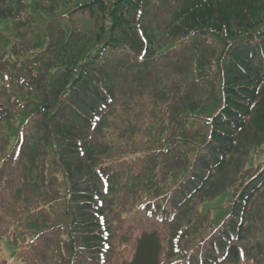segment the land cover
I'll use <instances>...</instances> for the list:
<instances>
[{
  "label": "trees",
  "instance_id": "1",
  "mask_svg": "<svg viewBox=\"0 0 264 264\" xmlns=\"http://www.w3.org/2000/svg\"><path fill=\"white\" fill-rule=\"evenodd\" d=\"M36 1L40 4L59 2L0 0V22L9 20L20 30L27 28L33 17L32 11L37 9L33 5ZM27 2H32L31 15ZM185 2L187 0H90L89 5L96 7L92 12L99 11L102 18L98 13L91 12V15L96 14L101 24L94 27L95 40L104 37L107 43L95 53H85L87 48L92 50L90 46L85 48L83 39L86 34L62 27L57 28L54 34L43 37L38 46L27 47L14 39L10 56L0 48V209L1 205L10 210L14 208L10 201L3 202V195H8L5 190L12 188L14 172L18 174L13 184L18 185V195L26 188L35 191L13 210L19 212L16 217L11 215L8 218L0 214V251L3 242L10 244L17 249L20 264L105 262L101 259L104 255L101 248L92 247L108 245L102 216L98 221L91 217V224H100L101 232L105 233L94 234V240L85 243L80 238V232L73 230L71 234L66 231L69 228L56 221L68 218L70 206L86 205L80 201L72 203L70 200L74 197L89 196L94 199L90 193L97 189L102 195L108 194L111 183L117 181L113 175L101 174V170L105 166L114 169V162L120 153L116 151L118 157L105 158L107 153L96 152L101 162L98 163L91 155L94 150L90 152L92 143L89 142L99 138L95 132L102 129L104 120L115 117V112L125 105V114L146 111L144 114L151 120L146 122V132L152 134L155 142L164 141V144H159L162 147H148L133 159L142 161L140 157L145 156L156 160L170 155V159L176 161L172 172H162L167 174L166 184L152 190L142 178H138V185L134 183V188L140 187L144 191L142 194L147 193L145 203L136 206L139 215L154 216L158 220L159 214L163 221L156 224L169 223L175 236L170 238V250L162 254L160 232L144 226L134 228L133 232H142L138 235L134 233V243L147 244L150 248L151 260L148 264H161L165 260L166 264H209L212 259L217 262L223 261V258L238 264H264V231H259L262 238L255 239L257 242H249L253 246L249 252L237 246L243 238L240 234L246 227L245 213L253 199L255 186L250 187L249 192L252 193H241L239 215L230 213L237 197L230 207L222 201L219 211L226 215L217 228L210 225L212 212L208 215L207 211L204 214L201 211V207L204 209L209 203L207 200L197 203L196 209L204 217L201 219L199 216L194 227L187 228L185 236L188 241L183 242L182 247L179 248L182 233L175 235L177 230L173 232L175 217L181 212H187L189 217L192 200L195 196L198 199L206 189L207 179H203L212 172L224 170L222 161L236 149L237 136L246 128L247 119L257 117L251 122V126H256V121L262 117L261 109L264 110V0H189L186 5ZM53 5H49L51 10L41 9L42 13L58 9ZM153 5L154 12L159 10L158 7L166 12L162 23L156 20L160 26L167 19L172 23L182 19V28L188 30L170 32L168 35L173 45L166 49L164 58L160 56L159 59L150 55L151 44L143 31V28H148L145 25L141 28L135 22L142 20L145 7L149 13ZM122 14L130 19L123 18ZM105 18L109 23V36L103 29ZM120 24L133 27L138 37L134 40L135 34L118 28ZM137 41L139 45H133ZM125 42L132 44L128 46ZM45 44L46 49L40 51ZM181 52L183 56L178 57L177 53ZM153 60H159L158 65L163 61L160 73H153L156 77L149 73L155 65L149 67ZM172 74L174 77L170 79ZM144 82L149 83L148 88L151 87L150 92L154 91L155 96L147 98L149 106L144 101L143 105L136 107L127 97ZM187 85L193 90L185 95ZM69 88H73L70 95ZM82 91L91 97H84ZM174 102L179 107L174 112V130L165 138L162 127L170 118L169 110ZM213 106H217L215 111L206 116V109ZM160 118H164V122ZM150 126L159 129L153 131ZM61 137H71L75 140L73 146L79 147L75 150L80 152V156L71 165L67 155L64 152L60 154L56 149L55 144ZM99 141L102 142L101 136ZM52 167L56 170L55 174ZM132 172V175L138 174ZM72 174L82 186L95 179L91 183L95 188L84 187L82 191L72 192L76 185L73 184ZM142 176L145 178V175ZM64 179L71 188H64ZM99 192L94 197L102 196ZM208 195L214 193L209 192L204 197ZM91 202L90 205L95 207L99 205ZM200 223L205 228L208 224L210 229L205 230L208 236L203 234ZM128 239L132 241L130 236ZM254 243L257 245L254 246ZM95 249L97 251L93 252ZM253 250H257L255 255L250 253ZM0 264L10 263L0 258Z\"/></svg>",
  "mask_w": 264,
  "mask_h": 264
},
{
  "label": "rangeland",
  "instance_id": "2",
  "mask_svg": "<svg viewBox=\"0 0 264 264\" xmlns=\"http://www.w3.org/2000/svg\"><path fill=\"white\" fill-rule=\"evenodd\" d=\"M89 1L90 0H59L57 4L53 3L52 1L40 4L38 1H36L33 2V5H36V11H32L33 9L30 5L32 4V2H27V5L30 7V9H28L30 15L31 11L33 12V17L30 24L27 28L20 30L18 26L11 25V22L9 20L1 21L0 48H3V51L5 50V54L10 56L9 50L11 45L13 44L14 39L20 40L21 44L23 43L27 45V47H33L36 45L38 46L40 45L43 37H45L47 34H54L57 28L62 27L63 29L67 30L75 29L82 31V33L86 34L88 37H84L85 40L83 39V42H85V48H87V46H90L92 48L91 51L87 48V51H85V53L89 54L97 52L99 49L107 46V43L106 40H103L104 37H101L97 41L95 40L93 31L96 29L94 27H100L101 24L99 23V19L97 18L96 14L91 15L92 10L96 9V7H91L89 5ZM104 1L111 2L114 0ZM188 1L189 0H187V2ZM187 2H185V5ZM50 4H54L53 6H56L58 9L50 13L48 11L45 12V14L42 13L41 9L44 10L47 8L48 10H51L49 7ZM42 5L45 8H41ZM51 8L53 9V7ZM150 8L152 9V11H150L149 13L146 7L144 8V13L140 22L138 20H135V16L133 17L136 24H138L139 26L141 25V28L144 25L148 28V30H144L143 28V31L151 44V54L149 53L151 57L159 59V57L161 56V58H164L166 49L173 45L171 36L168 34L170 32H175L178 29L179 32H187L188 30L186 28H182V19L174 23H172V21L170 22L167 19V21H165L164 24L160 26V23L163 22L164 14L166 15V12L163 10V8L160 9L159 7L157 8L159 10H156V12H154L155 5H153L152 7L150 6ZM95 12L98 13L99 17L101 18L100 12L97 10H95ZM95 12L93 11L92 14ZM125 16L128 18V15L122 14L123 18H126ZM104 20L105 22L103 23V29L106 33V36H109V23L106 18ZM156 20H158L160 23ZM118 28L122 29L123 31L126 30L127 33L131 32L135 34L133 37L134 40L138 37V32L133 29V27H127L124 24H120ZM98 30L101 32V29ZM125 43H127L128 46L129 44H132L130 42ZM133 45L138 46L139 42L137 41L133 43ZM46 47L47 44H45V47L41 48L40 51H44ZM77 47H79V45H77ZM177 54L178 57L183 56L182 52ZM159 63V60H155L154 62L151 61V65L149 66L151 67L153 64H155L149 69V73L154 77L157 76L153 75L155 71L160 73V66L163 65V61L160 65H158ZM73 77H75V75H73ZM173 77L174 74L170 76V79ZM140 86L146 87L147 89H142ZM140 86L138 89H133L132 95L130 94L127 97L131 98L130 102H133L134 106L136 107H138L139 105H143L144 101H146L147 103V98H154L155 96L154 91L151 90L150 92L151 87L148 88V82H144L143 84H140ZM121 89L125 90L124 86H121ZM192 90L193 89L187 85L185 95L192 92ZM69 91L70 95L71 92H73V88H69ZM82 92L84 97H91V95H89V97L86 96L84 91ZM182 92L184 91H181V93ZM158 98H160L159 95ZM176 103H173V108L169 110L170 118L166 123L163 124L162 127L165 130V138H167L169 133L174 130L173 121L176 117L175 113L179 110L178 104ZM149 104L150 103L148 102L147 105L149 106ZM164 106L165 105L160 106V108L162 109ZM124 108L125 105H123L121 109H118L114 114L115 117H112L111 119L106 118L104 120L102 129L95 132L96 136H99V138L89 142L92 143V145H90V152H93L94 150L91 155H93L94 160L98 161V163L101 162L100 157L96 152L104 151L103 153H107L105 158L118 157L116 156L115 152L117 151L118 153H120L119 158L114 162V169L110 170L109 166H105L102 167V173L100 172L104 176H106L107 174L109 175V177L113 175L117 181L111 183L108 194L102 195L98 191L102 196L94 197L96 193H98L97 189L96 191L90 193L91 195H93L92 197L94 199H91V197L89 196L86 198L74 197L73 199H71L70 201H72V203L74 201H80V203H86V205L81 204V206H70L69 210L71 211L67 215L68 218H63L62 220H58L56 222H60L59 224H62L65 228H69L66 231L69 233L71 232V234L74 233L73 230H76V232L78 233L80 232V238L82 239V242L85 243L93 241L94 234L105 233L101 232L99 227L100 224H96V226H92L93 224H91V217L98 221V219H100L102 216V218H104L103 223L105 224L107 232L105 239L106 242H108V245L103 244L101 246L100 244H98L92 247L101 248V251H103L104 255L101 256V259L105 260L106 262H104L103 264H130L132 261H134L133 264H148V262L151 260V258H149L150 248L147 246V244L143 245L137 244V242L134 243V233H136L137 235L139 233H142L133 232L134 228L136 226H144L150 228V230H155L158 233L160 232L159 241L162 247V254H166L170 250V238H175V236H173L172 234V227L169 223L162 224L161 226L160 224H156L159 221H163V218L159 216V214H157V216L159 217L158 220L154 219V216L153 218H151L149 216L146 217L145 214L139 215L140 212L137 210L136 206L145 203L146 200L144 196H146L147 193L145 195L142 194L144 191H142L143 189H141L140 187L134 188V183L137 182L138 185V178H142L143 182L146 183V186L151 189L166 184L168 182L166 178L168 177L166 176L167 174L164 175L162 172H172V166L176 165V161L170 159V155L166 157L161 156L156 160L146 158L145 156L140 157L142 161H137L136 158L133 159L136 154H140L142 150L148 147H162L164 141L157 140L155 142L152 138V134H150L149 131L146 132V122L149 120L150 123L151 121L150 118H148L147 115L144 114L146 113V111H134L132 112V114L129 111V114H125ZM216 108L217 106L207 108L205 113L206 116H211L210 114L214 112ZM120 110H122L123 112H119ZM255 110L253 112H255ZM164 113L165 111L163 110V114ZM260 114H262V117L256 121V126H251V122H254L257 117L252 116L251 119H247L246 128L237 136L238 144L236 145V149L222 161L224 170L221 172H212L210 176H206L203 179V181L207 179L205 185L206 189L201 193L200 196H198V199L195 196V199L192 200L191 204L189 205V211L191 210L189 213L190 216L188 217L187 212H181L177 218L175 217L173 232L177 230L175 232V235H179L178 232L182 233L179 238V248L182 247L183 242L188 241L185 236L187 228H189L190 230L191 227H194L195 220H197L196 218H198L199 216L202 217L201 219H203L204 217L202 216V214L198 213L199 209H196V206H198V202H206L208 200L209 203L207 202L208 204L204 209L203 207H201V211L203 214L205 213V211H207L208 215L210 212H212V220H210V225L211 228L215 229L221 224V222H223V219L226 215L225 214L223 216L219 211L223 206L222 203L225 201V205L230 207L237 197L235 206L230 211V213L232 212L235 215H239L240 205L238 201L241 197V193H252L253 191L249 192V190L251 189L250 187L252 186H255V188L253 189V199L247 206V210L245 213L246 227L240 234V236H242L243 238L242 241L240 240L237 243V246L242 248L247 253L253 247L251 244H249V242L253 240L254 242H257L255 239L262 238V235L261 233H259V231H264V110L261 109ZM124 117L126 118L123 119ZM103 119L104 118H102V120ZM114 119L118 122H115ZM160 119V121L164 122V118ZM142 120L145 123L142 122ZM134 122H136L137 124ZM154 122L155 121L152 122V125L154 124ZM101 125L102 121L100 123V127ZM141 127H144L145 129ZM151 128L153 131L159 129L154 127ZM100 136L102 142L99 141ZM163 138L164 137H160L159 139ZM73 141L75 142V140H73L71 137H69V139L61 137L58 138V141L55 144L56 149L60 152V154L64 152L67 155L70 165L73 164V160H76L77 157L80 156V152L77 151L76 153L75 150L79 147L73 146ZM171 141L173 142V139L170 140V143ZM177 141L179 142V140ZM11 142L13 141L11 140ZM160 143L162 144L159 145ZM68 145H71L70 150ZM166 145L167 144L165 143V146ZM220 159L221 158H219L218 161H220ZM213 162L214 161H212L211 163ZM51 164L53 165V163ZM161 168L162 170L158 172V170ZM132 170L140 175H132ZM52 171H54V174L56 173V170L53 169V167ZM83 174L86 175L84 171ZM142 175H145V178H143ZM72 176L73 184L76 183L74 187L72 186V192L82 191L84 190V187L93 189L95 188L94 184H91L95 179L90 180L89 182H85L82 186L75 181V177L73 174ZM12 177V179L15 178L13 180V184H15V180L18 179L17 172H14ZM13 184L11 190H5L8 195H3V202L7 203L10 201L14 208L10 210L9 208H4L3 205H1L2 209H0V214H4L8 216V218L11 215H14L16 217L19 212L13 210L18 206L20 202H22L25 198L31 196L35 192L31 189L26 188L22 189V194L18 195V192L16 191L18 185ZM63 184L65 186L64 188L70 187L65 179L63 181ZM139 185H141V183H139ZM209 192L214 193V195L220 194V196L216 197L214 195H208L207 197H204L209 194ZM11 197L14 198L11 199ZM17 198L21 201L18 202V200H16ZM91 201L96 202L99 205H96V207L93 204L90 205L92 203ZM185 216L187 217L185 218ZM54 217L55 215L53 214L52 219H54ZM199 227L204 230L203 234H205V236H208L206 235L207 233H205L206 229H210L208 227V224L206 225V228L205 225L202 224ZM128 236L131 237L132 241L128 239ZM253 245L256 246L257 244L254 243ZM14 250L16 249L11 247L6 242H3L2 250L0 251V258L6 260L8 263L9 261L10 263L11 261H13L12 264H20V256L17 252L13 253ZM96 251L97 250L95 249V251L93 252ZM250 253H252L251 255H255V253H257V250H253ZM212 260L213 262L209 264H238L231 261L229 258H223V261L218 260L217 262L215 261V259ZM161 264H166V260Z\"/></svg>",
  "mask_w": 264,
  "mask_h": 264
}]
</instances>
